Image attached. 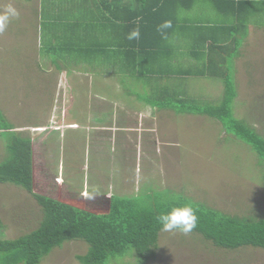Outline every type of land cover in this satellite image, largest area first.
I'll return each instance as SVG.
<instances>
[{"label":"rangeland","instance_id":"obj_1","mask_svg":"<svg viewBox=\"0 0 264 264\" xmlns=\"http://www.w3.org/2000/svg\"><path fill=\"white\" fill-rule=\"evenodd\" d=\"M24 2L0 0V15L8 5L18 12L0 32V112L13 131L32 141L36 192L58 199L74 197L77 191H82V195L87 192L88 197L92 192L118 196L138 194L151 202H161L165 197H183L230 216L264 217V164L250 146L223 130L218 120L207 115L192 114L195 117L192 119L176 109L161 108L168 102L155 99L153 107L140 101L134 96H149L147 86L151 81L145 79L107 75L104 78L117 79L121 89L103 90L105 97L110 98L100 101L102 106L96 107L97 100L90 95L88 76L46 74V65L60 54L54 55L52 51L51 59L46 60L47 55L41 54L35 60L36 49L32 43L36 28L33 19H29L33 10L30 2ZM197 3L192 9L191 23L219 18L209 1L197 0ZM254 14L251 22L257 29L250 41V57L244 54V59H236L229 78L235 92L234 118L264 138V8ZM226 19L234 21L230 16ZM185 40V46L188 41H194L193 37ZM34 51L35 56H32ZM180 54L176 68L189 69L186 66L191 60L186 52ZM171 61L176 63V59ZM106 68V73H117ZM200 68L198 64L191 72ZM182 77L185 83L177 88L180 87L187 100L198 106L222 103L225 88L220 78ZM97 79L101 81L102 76ZM88 98H92V102L89 103ZM183 108L185 105H179V109ZM147 110L152 114L144 115L140 123L144 143L147 139L149 146L143 144L142 151H130L129 157L121 151L119 142L116 151H111L106 144L102 147L108 151H98L93 138L96 131H90L91 127L111 124L112 117L118 116H129L128 121L120 120L123 124L137 125L138 115L141 117ZM59 122L62 123L60 129ZM69 122H76L79 129H66L63 124ZM43 126H47L45 132L33 131ZM153 128L160 133L167 131L175 143L179 141L178 145H164L162 151L149 149L152 148L149 129ZM135 152L141 161L135 158ZM6 155L0 131V161ZM40 219V207L27 192L14 185L0 184L1 239H15L31 232ZM86 250L87 245L82 241L66 242L52 250L40 264H79L76 258ZM106 264L136 262L129 253L110 259ZM146 264H264V249L247 246L228 250L215 247L197 233L161 231L155 257Z\"/></svg>","mask_w":264,"mask_h":264},{"label":"trees","instance_id":"obj_2","mask_svg":"<svg viewBox=\"0 0 264 264\" xmlns=\"http://www.w3.org/2000/svg\"><path fill=\"white\" fill-rule=\"evenodd\" d=\"M193 1L127 0L128 6L136 5L134 13L128 17V27L138 29L140 33L139 39H133V43L127 45V56L129 60L134 58L135 53L143 57V64L140 66L143 73L139 71V76L148 78L151 75L152 69L149 71L145 65H151L152 58L155 63L156 55H161L163 50L169 48L165 38L172 36L178 29H185L178 20L177 12L180 7H185ZM215 1L217 7L222 10L225 3L237 6L240 2L241 6L243 0ZM196 40L197 38L194 39L190 52L202 68L191 74L223 80L225 92L222 103L219 106H198L187 98H181L178 93L170 94L167 91H158L154 97H140V101L155 107L156 99L157 102L169 103L161 105V108L176 109L178 113L207 115L218 120L223 130L250 146L264 164V138L233 116L232 101L235 92L229 77L232 76L233 60L238 55L241 41L233 38V53L215 65V59L212 60L209 53L208 56L205 54V41L200 43ZM60 46L50 47L54 55L60 54L64 49H59ZM212 46L213 49L223 48L217 44L209 47ZM45 47L48 50V46ZM135 63L134 60L133 64ZM160 72L155 74L161 75ZM179 105H185V108L179 109ZM0 131L7 153L0 161V184H10L23 189L41 210V219L34 230L15 239L0 238V264H40L52 250L70 241H82L87 245L85 254L76 258L79 264H106L110 259L124 257L129 253L134 255L136 264H146L155 257L159 233L162 231L158 216L186 203H191L198 217L196 226L189 233L200 234L215 247L223 249L234 250L247 246L264 249V217L255 219L250 216H230L183 197H165L161 202H151L143 200L138 194L118 196L92 192L88 197L87 192L82 195V191H77L74 192V197L58 199L38 193L34 187L31 139L13 131V127L1 112ZM166 192H163V195Z\"/></svg>","mask_w":264,"mask_h":264},{"label":"crops","instance_id":"obj_3","mask_svg":"<svg viewBox=\"0 0 264 264\" xmlns=\"http://www.w3.org/2000/svg\"><path fill=\"white\" fill-rule=\"evenodd\" d=\"M7 1L9 2V0ZM21 1L24 2L25 0ZM207 1H209L212 8L217 12L219 18H210L205 21L191 23V15L194 13L192 9L198 4L197 0L187 3L185 7H180L177 12V17L185 29H178L172 36L165 38L169 48L166 51L163 50L161 55H156L155 63L152 61L154 58H152L151 65H145V68L149 71L152 69L150 72L151 75L148 78L139 76V71L142 72V67L140 66L143 64V57L140 55L137 56L135 53L134 58L129 60L127 56V45L133 43V39H128L129 34L133 31L131 29L132 27H128V17L134 13V8H136L135 4L128 6L127 0H27L28 3L30 2L29 4H31L33 10V14L29 16V19H33L35 23L34 27L36 28L35 33L33 32L34 38L32 43L34 49H36V56L35 51L32 53V56L34 55L35 60H38L41 54H43L47 55L46 60H49L51 59L50 54H52L50 47L55 45H61L59 49L64 47L60 51V57H54L53 59L56 58L54 60L55 62L50 61L46 65V74L64 75L68 77L76 75L88 76L89 89H91L92 93L90 95L94 100H97L96 107H101V102L110 98V96L105 97L102 92L103 90L106 88L112 91L121 89L118 81H116L117 79L104 78L107 75L113 77L126 75L129 77L133 76L136 80L145 79L151 81L149 86H147L149 96L146 97H154L156 91L157 93L158 91H167L170 94L177 92V95H181V98H183L185 96L179 89L180 87L177 88V86L180 83H185V78L182 76H192L191 68L198 65L197 60L194 58L195 56L193 57L190 52L194 41H188V45L185 46V39L193 37V40L197 38L196 41L200 43L205 41V54L207 53L206 55L208 56L209 53V56H211L212 60L215 59V65H217L222 58L233 53L231 43L233 38H238L241 42L237 50L238 55L233 60L234 69L236 59H241L244 54L250 57V41L254 37L253 31L257 29V26L252 24L251 17L255 15L254 13L264 8V0H243L241 6L239 5L240 2L237 6L233 5V3H225L226 7H222V10L217 7L215 0ZM228 16L233 17L234 21L227 20L226 17ZM92 21L93 24H91ZM178 40L182 41L175 45L174 43ZM27 43H29L28 37ZM79 44H82V46H79ZM213 44L223 46V48L213 49V46L209 47ZM45 45L48 46V50H46ZM74 48L78 49V51ZM181 51L186 52V56L191 60L186 66L189 69L179 70L175 66L177 60H179ZM76 54L78 55L77 57ZM70 55L72 56L69 58ZM81 55H84L83 58H81ZM151 56L154 55L151 54ZM171 59H176V63L175 61L172 62ZM134 60L136 61L135 64H133ZM104 61L108 62L105 63ZM204 61H206V58ZM150 66L151 68H149ZM106 67L110 70H115L117 73H106ZM159 72L161 75L155 74ZM182 73L184 75H181ZM99 76H102L101 81H97ZM69 83L67 81V85ZM108 85L109 87H107ZM111 87L112 89H110ZM139 90L141 91V86ZM144 96L137 94L134 97L140 100V97ZM90 101L92 102V98L91 100L88 98L89 103ZM113 107L115 108L117 105L113 104ZM146 114H152V112L150 110L144 111L141 113V117L139 114L137 125L131 123L123 124L120 120L124 119L128 121L129 116H118V118L112 117L111 124L91 127L90 131L92 129L96 131L93 137L96 142L94 143L95 147L98 148V151H108L106 147H102V144H106L108 147L110 146L111 151H116L119 142L121 151H125L128 157L133 151H142L141 145L146 144L149 146L147 139L146 143H144V129L140 123L144 121V115ZM188 115L192 119L195 118L192 117V114ZM59 123L58 128L62 126V123ZM63 125L66 129H79L76 122H69ZM46 127L35 128L33 131L45 132ZM149 131L152 134L150 136L152 138V148L148 147L149 149L162 151L161 147L164 145H178L179 143V141L175 143L167 131L160 133L159 130L155 131L154 128L149 129ZM135 158L138 159L136 152ZM138 160L141 161L140 159Z\"/></svg>","mask_w":264,"mask_h":264},{"label":"clouds","instance_id":"obj_4","mask_svg":"<svg viewBox=\"0 0 264 264\" xmlns=\"http://www.w3.org/2000/svg\"><path fill=\"white\" fill-rule=\"evenodd\" d=\"M17 16L16 9L8 5L4 14L0 15V32L4 31L10 18ZM139 35V30L135 29L129 34L128 39H139ZM157 220L162 231H180L187 234L196 226L198 217L191 203H186L182 207H173L170 211L161 213Z\"/></svg>","mask_w":264,"mask_h":264}]
</instances>
